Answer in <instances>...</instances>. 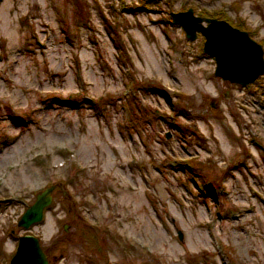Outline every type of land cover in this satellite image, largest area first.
I'll return each instance as SVG.
<instances>
[{
    "label": "rangeland",
    "instance_id": "obj_1",
    "mask_svg": "<svg viewBox=\"0 0 264 264\" xmlns=\"http://www.w3.org/2000/svg\"><path fill=\"white\" fill-rule=\"evenodd\" d=\"M190 8L264 60V0H0V264L24 234L48 264H264V75L216 76Z\"/></svg>",
    "mask_w": 264,
    "mask_h": 264
},
{
    "label": "water",
    "instance_id": "obj_2",
    "mask_svg": "<svg viewBox=\"0 0 264 264\" xmlns=\"http://www.w3.org/2000/svg\"><path fill=\"white\" fill-rule=\"evenodd\" d=\"M173 23L181 24L186 37L194 40L197 32L205 37L203 51L215 60V75L230 82L246 85L264 73L263 49L248 32L232 27L224 20L202 18L187 11L171 13ZM206 23V25L204 24ZM50 186L37 194L34 203L26 209L18 225L29 229L42 220L43 211L51 202ZM180 238L182 234H179ZM9 264H48L39 238L24 234L18 238L15 254Z\"/></svg>",
    "mask_w": 264,
    "mask_h": 264
},
{
    "label": "flooded vegetation",
    "instance_id": "obj_3",
    "mask_svg": "<svg viewBox=\"0 0 264 264\" xmlns=\"http://www.w3.org/2000/svg\"><path fill=\"white\" fill-rule=\"evenodd\" d=\"M231 83H234V82H231ZM234 84H238V83H234ZM239 85V84H238Z\"/></svg>",
    "mask_w": 264,
    "mask_h": 264
},
{
    "label": "trees",
    "instance_id": "obj_4",
    "mask_svg": "<svg viewBox=\"0 0 264 264\" xmlns=\"http://www.w3.org/2000/svg\"><path fill=\"white\" fill-rule=\"evenodd\" d=\"M204 187H205V185H204Z\"/></svg>",
    "mask_w": 264,
    "mask_h": 264
}]
</instances>
